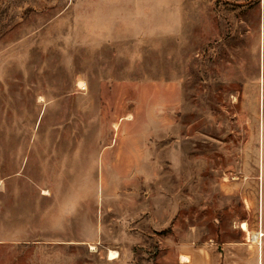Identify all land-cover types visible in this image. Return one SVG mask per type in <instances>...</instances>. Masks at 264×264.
<instances>
[{"label": "rangeland", "instance_id": "374dc122", "mask_svg": "<svg viewBox=\"0 0 264 264\" xmlns=\"http://www.w3.org/2000/svg\"><path fill=\"white\" fill-rule=\"evenodd\" d=\"M94 8L0 0V264H264V0L108 42Z\"/></svg>", "mask_w": 264, "mask_h": 264}, {"label": "crops", "instance_id": "0c3cea01", "mask_svg": "<svg viewBox=\"0 0 264 264\" xmlns=\"http://www.w3.org/2000/svg\"><path fill=\"white\" fill-rule=\"evenodd\" d=\"M92 1L91 34L99 42L172 36L181 27L179 0Z\"/></svg>", "mask_w": 264, "mask_h": 264}, {"label": "bare ground", "instance_id": "6f19581e", "mask_svg": "<svg viewBox=\"0 0 264 264\" xmlns=\"http://www.w3.org/2000/svg\"><path fill=\"white\" fill-rule=\"evenodd\" d=\"M242 229L249 232L248 225L246 222H243ZM116 257H117V253L115 251L110 253V258H116Z\"/></svg>", "mask_w": 264, "mask_h": 264}]
</instances>
